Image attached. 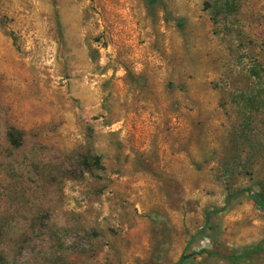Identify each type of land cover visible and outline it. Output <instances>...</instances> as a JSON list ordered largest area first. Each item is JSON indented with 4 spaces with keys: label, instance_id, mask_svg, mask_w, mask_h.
<instances>
[{
    "label": "rangeland",
    "instance_id": "obj_1",
    "mask_svg": "<svg viewBox=\"0 0 264 264\" xmlns=\"http://www.w3.org/2000/svg\"><path fill=\"white\" fill-rule=\"evenodd\" d=\"M256 193L264 0H0V264H264Z\"/></svg>",
    "mask_w": 264,
    "mask_h": 264
},
{
    "label": "trees",
    "instance_id": "obj_2",
    "mask_svg": "<svg viewBox=\"0 0 264 264\" xmlns=\"http://www.w3.org/2000/svg\"><path fill=\"white\" fill-rule=\"evenodd\" d=\"M254 203L262 210L263 214H264V198L260 195V193H256V194H252L251 195ZM224 258L228 259L230 262H233V257L230 255H221ZM182 259V257H180L179 261Z\"/></svg>",
    "mask_w": 264,
    "mask_h": 264
}]
</instances>
